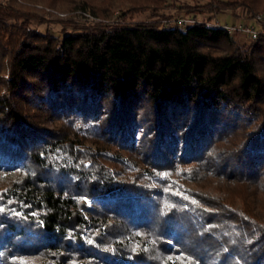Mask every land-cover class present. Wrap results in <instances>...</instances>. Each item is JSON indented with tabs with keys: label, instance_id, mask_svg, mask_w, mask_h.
<instances>
[{
	"label": "trees",
	"instance_id": "obj_1",
	"mask_svg": "<svg viewBox=\"0 0 264 264\" xmlns=\"http://www.w3.org/2000/svg\"><path fill=\"white\" fill-rule=\"evenodd\" d=\"M166 2L0 3V166H21L0 192L1 264H264V38L117 19L250 17L264 0ZM45 8L100 20L55 15L61 35L42 33L29 22ZM220 179L218 195L199 189ZM97 219L103 233L82 237ZM133 230L146 249L126 243Z\"/></svg>",
	"mask_w": 264,
	"mask_h": 264
},
{
	"label": "rangeland",
	"instance_id": "obj_2",
	"mask_svg": "<svg viewBox=\"0 0 264 264\" xmlns=\"http://www.w3.org/2000/svg\"><path fill=\"white\" fill-rule=\"evenodd\" d=\"M7 0H0V3H6ZM172 0H167L166 4L171 2ZM207 0H174L175 5H182V4H203L206 3ZM167 6V5H166ZM38 8H41V6H36ZM47 9V8H45ZM49 10V9H47ZM51 11V14H48L47 12H44L41 14L42 16V21H39L38 19H33L29 22V26L32 29H35L39 32H45L46 30L50 31L53 35H61L60 32V28L61 25L56 22V16L62 18V19H66V18H70L74 23L78 24V25H91V24H96L97 22H99V18L93 16L92 14H90V12L87 11H82V10H74V11H69V12H55L54 10H49ZM164 13H166V17L164 18H170L173 17L175 15H183L182 11H175L174 8L170 7H166L164 9ZM240 14V11L237 10H223L220 13H217L215 15H213L211 17V13L210 12H199V13H192L195 15V18L200 20V21H207V22H213V21H219L220 23H228V24H237V23H241L242 21L249 19L254 13H261L264 15V11H262V8L260 7L259 11H255L250 17H239L237 18L235 15L236 14ZM56 15V16H55ZM189 15V14H188ZM188 15H184V16H188ZM113 17H117V12L114 11L113 13ZM113 17H111L109 20L107 21H112ZM193 17V16H192ZM211 17V18H210ZM117 19L121 22H124L128 25H133V24H138V23H149V22H157L159 20H161L158 17L152 16L150 15L149 11H139V12H134V13H127V14H123L120 17H117ZM160 22V21H159ZM230 40V39H229ZM230 42L232 43H239L240 45H244V46H250L251 44H253V42L248 41L247 39L243 38V37H234L232 38V40H230ZM21 168V166L18 168L17 167H9L6 166L4 163L1 164L0 166V192L2 190H4L13 180H15L17 178L18 175V170ZM224 183L227 185H232V181H230L229 179H220V180H215L212 182H205L204 186L202 188H199L200 190L212 194V195H218L219 194V188H218V184L216 183ZM82 201L84 202L85 206L90 207L92 204L91 198H87V197H82ZM87 218H89V216H86ZM94 218H92V221H94ZM109 221H105V222H100V220L97 219L96 221V225H99L96 228L91 229H87V228H82V232L81 235L82 237L85 238H92L95 235L101 234L103 233V230L105 228L106 225H108ZM125 240L126 243L128 245L131 246V248L133 250H143L146 249L151 240L150 237L148 236H144L141 233L137 232V231H130V233H128L125 236ZM16 260L22 264H44L45 262H48L50 264H52L54 262V258H48L45 259L43 258L41 255L39 254H21L16 256ZM175 261V256H172L169 259V262L174 263ZM1 260H0V264H1ZM187 264V263H185Z\"/></svg>",
	"mask_w": 264,
	"mask_h": 264
},
{
	"label": "built area",
	"instance_id": "obj_3",
	"mask_svg": "<svg viewBox=\"0 0 264 264\" xmlns=\"http://www.w3.org/2000/svg\"><path fill=\"white\" fill-rule=\"evenodd\" d=\"M160 24L163 27H179L183 29L191 25L205 24L207 26L224 29L228 33L230 40L236 36L243 37L250 42H254L262 37L264 38V15L261 13H254L249 19L237 24L220 23L217 20L210 23L184 15L163 18L160 20Z\"/></svg>",
	"mask_w": 264,
	"mask_h": 264
}]
</instances>
